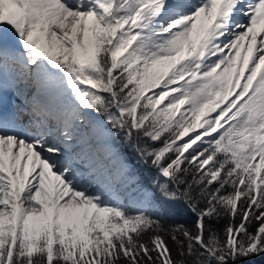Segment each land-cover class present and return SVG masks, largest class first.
Returning <instances> with one entry per match:
<instances>
[{
  "label": "snow or ice",
  "instance_id": "obj_1",
  "mask_svg": "<svg viewBox=\"0 0 264 264\" xmlns=\"http://www.w3.org/2000/svg\"><path fill=\"white\" fill-rule=\"evenodd\" d=\"M0 264H264V0H0Z\"/></svg>",
  "mask_w": 264,
  "mask_h": 264
},
{
  "label": "trees",
  "instance_id": "obj_2",
  "mask_svg": "<svg viewBox=\"0 0 264 264\" xmlns=\"http://www.w3.org/2000/svg\"><path fill=\"white\" fill-rule=\"evenodd\" d=\"M176 221L177 222H184V217L178 216V217H176Z\"/></svg>",
  "mask_w": 264,
  "mask_h": 264
}]
</instances>
